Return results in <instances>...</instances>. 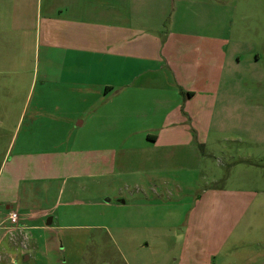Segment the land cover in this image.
Listing matches in <instances>:
<instances>
[{
	"label": "crops",
	"instance_id": "0c3cea01",
	"mask_svg": "<svg viewBox=\"0 0 264 264\" xmlns=\"http://www.w3.org/2000/svg\"><path fill=\"white\" fill-rule=\"evenodd\" d=\"M231 1L0 0V87L30 78L40 94L58 96L35 104L53 126L42 120L43 135L23 138L53 132L51 146L29 150L22 141L0 163V264H53L59 236L85 252L80 237L109 232L63 222L78 215L58 209L76 204L132 207L138 241L130 246L127 226L115 231L133 264L155 260L144 251L156 250L158 229L180 233L181 264H264V234L250 211L262 202L242 189L264 187V64ZM88 185L106 199L79 198ZM174 186L191 197L189 208L168 219H181V230L161 231L143 209L178 199Z\"/></svg>",
	"mask_w": 264,
	"mask_h": 264
},
{
	"label": "rangeland",
	"instance_id": "374dc122",
	"mask_svg": "<svg viewBox=\"0 0 264 264\" xmlns=\"http://www.w3.org/2000/svg\"><path fill=\"white\" fill-rule=\"evenodd\" d=\"M231 3L235 4L234 16L235 22L238 24V27L239 23L245 21V27L242 26L243 29H240L241 31H243V35L245 36V38L250 40H257L259 42L258 50L262 55V60L260 62L264 64V0H232ZM224 7L226 6L221 7L222 20L228 19V15L233 14L232 11L227 13ZM28 82V86L23 87H0V163L4 158H6V160L11 158L14 153L11 150L13 148L16 149L21 145V142L23 141V138L26 134L43 135L44 129L39 122H41L42 120H47L50 121L51 123L49 124L53 126V121L49 119L50 117L48 115L42 114L41 111L39 112V114L35 113V104L39 100L45 101L47 103L53 102L58 99V96L53 94L52 92L40 94L41 87H30V78H28ZM126 103L130 105L134 104L132 98L126 99ZM111 114L112 112L109 113V115ZM32 118H35V120H31ZM13 133H15V137L13 142L10 144V136ZM53 135V132L48 135L44 134V136L46 137L44 141L29 139L27 141H23L22 144H26L25 146L29 150H36L43 144H45V148L47 149L48 146H51ZM173 165L178 166L180 165V163L178 161H173ZM7 169L8 168L6 166L4 168V171L2 172V179ZM236 171H234L232 175H238L242 178H245L249 174V172L246 171L242 173L238 170ZM179 173L181 172L172 171L170 173V176L173 179L180 178L181 180ZM190 174L193 176V178L197 176V172H192ZM254 175H256V173H254ZM257 175H259V173H257ZM129 177H131V174L126 175V179H128ZM41 180L43 179L41 178ZM221 185L223 186V184L220 183V186ZM255 186L243 187L242 189H247L254 194L259 193V199H261L260 201L262 202V204H253L250 211L255 215L253 219L254 225L256 227L260 226L262 229V232L260 233L264 234V187ZM110 190H112V188H110ZM101 191L102 190L97 187L88 185L87 189L84 190V192H81L82 196H80L79 198H84L83 196L87 195L89 196V198L94 199L98 197L104 201L107 196L104 197L103 195H100ZM169 191L172 193L173 198L178 199H173L172 201H170L171 199H169L164 205L156 206L155 208L154 206H150L143 210H147V213L154 215L155 218L153 219V222L156 223L158 228L163 229H161V231H169L170 229V231L175 232V228L177 231L181 230L182 220H178L177 223V221L175 220L168 219L176 216H184L189 208V205L187 206L185 202L186 200H191V197L183 196L179 198L181 196V192L179 188L175 186L169 188ZM50 197L51 195L48 196V198ZM130 203L131 201H129V204ZM58 211L62 215L65 213L69 214V212L78 215V218L66 219L65 221L63 220V222L74 223L82 227H86L87 225L91 224L93 225L95 223L100 225L104 224V226L109 229V232L108 230H105V235L103 236L97 235L96 233L98 232H96L92 237H80L79 239H82L80 245L82 247H86L85 252L77 250H75L76 252L70 251V248L68 247V243L66 241L69 235L65 234V236H59L60 239L63 238V240L65 239V241L60 243L59 247L57 248L58 251L54 253V258H51L53 264H74L76 260L78 262V258V264H133L132 254L134 253H130V255H127V253H125V251L120 248L121 244L118 243L119 241L117 240L115 231L116 229H121L127 226L130 229L128 235V239L131 240V242H129L130 246H133V244L138 241L139 237L134 234L135 231L132 229L133 226H131V224H133L132 207L127 206V208L123 210H109L104 206L96 207L94 205L91 206L76 204L66 207L61 206ZM90 213H93L94 215H92V217H95L92 219L85 217L86 214ZM102 213H104V215L108 217V220L101 218ZM148 222L149 221H147L146 223ZM177 224H179L178 227L175 226ZM157 231L158 235H156V250H154L152 247H149L146 248L144 253L149 251L151 256L155 258V260L153 259L154 261H152V264H181L182 256L180 254V233L175 232L173 233L175 235L173 238H168L164 234H160L159 229ZM88 232L89 230H83L80 233ZM111 232L113 235H110ZM255 233L256 232H253L252 234ZM111 236L113 239L111 238ZM169 239H171L170 242H168ZM63 243L65 245L64 247ZM142 243L143 241H141V244ZM170 244H173V246H170ZM151 245L154 246V243H152ZM250 245L252 246V244ZM253 247L254 249H256L257 246ZM260 248H264V241L260 242ZM75 255H77V258L75 257ZM144 255L146 256V254ZM29 264L36 263L29 261Z\"/></svg>",
	"mask_w": 264,
	"mask_h": 264
},
{
	"label": "built area",
	"instance_id": "2783aa9c",
	"mask_svg": "<svg viewBox=\"0 0 264 264\" xmlns=\"http://www.w3.org/2000/svg\"><path fill=\"white\" fill-rule=\"evenodd\" d=\"M8 219L10 221V223L12 225H16L19 221V214H18V211L16 210H12L10 213H9V216H8Z\"/></svg>",
	"mask_w": 264,
	"mask_h": 264
},
{
	"label": "water",
	"instance_id": "95a60500",
	"mask_svg": "<svg viewBox=\"0 0 264 264\" xmlns=\"http://www.w3.org/2000/svg\"><path fill=\"white\" fill-rule=\"evenodd\" d=\"M25 258H27V256Z\"/></svg>",
	"mask_w": 264,
	"mask_h": 264
}]
</instances>
